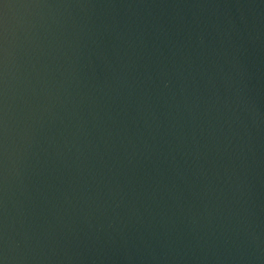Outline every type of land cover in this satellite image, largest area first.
<instances>
[{
	"label": "water",
	"instance_id": "obj_1",
	"mask_svg": "<svg viewBox=\"0 0 264 264\" xmlns=\"http://www.w3.org/2000/svg\"><path fill=\"white\" fill-rule=\"evenodd\" d=\"M0 264H264V0H0Z\"/></svg>",
	"mask_w": 264,
	"mask_h": 264
}]
</instances>
